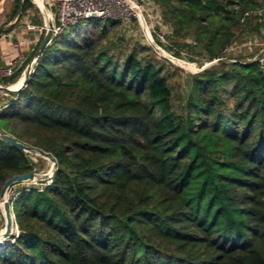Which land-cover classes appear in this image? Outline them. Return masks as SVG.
I'll use <instances>...</instances> for the list:
<instances>
[{
	"label": "trees",
	"instance_id": "16d2710c",
	"mask_svg": "<svg viewBox=\"0 0 264 264\" xmlns=\"http://www.w3.org/2000/svg\"><path fill=\"white\" fill-rule=\"evenodd\" d=\"M153 2L175 57L218 63L176 92L168 60L124 50L120 21L52 38L0 106V129L56 160L10 201L18 235L0 264H264V52L222 59L250 17L264 23V0ZM13 7L17 22L35 8ZM36 170L0 139V195Z\"/></svg>",
	"mask_w": 264,
	"mask_h": 264
},
{
	"label": "rangeland",
	"instance_id": "374dc122",
	"mask_svg": "<svg viewBox=\"0 0 264 264\" xmlns=\"http://www.w3.org/2000/svg\"><path fill=\"white\" fill-rule=\"evenodd\" d=\"M13 0H9L6 3L5 12L3 17H1L0 25L2 24L4 27L5 22H7L13 14ZM143 5V16L145 20V24H147L149 30L152 33L153 39L155 40L157 46L161 47V49L165 52V55L155 48V46H151L145 37L142 26L137 22V20L132 19L130 22L124 24L120 23L115 29V32L118 34V37L121 38L124 50L130 51L132 48L136 46H144L147 45L152 48L150 51V55L148 53H143L148 57H156L168 60L172 66H167L168 76L171 85L174 87L176 92H185L188 88L190 78L192 74L200 72L204 67H209L211 65L218 63L219 60L214 61H204L203 64L200 65L198 62H189L186 59L177 58L174 56V49H171V45L168 39V35L170 34V30L168 27L163 26L161 23L160 17V8L159 5L154 3L153 0H140ZM237 1V0H235ZM30 8V7H29ZM26 15H29L32 22L39 21V15L35 8H30L26 14H24L21 18L24 19ZM259 15V14H258ZM97 19L84 20L80 22V29L84 30L88 27H92L97 23ZM18 23V22H17ZM16 23V24H17ZM104 23L102 20L101 24ZM19 24V23H18ZM257 26H260L257 29ZM158 34H165V42L160 41L158 38ZM235 37L233 40V44L226 50L224 57L222 59L227 62H233L235 60H250L257 58L260 54L264 52V23L261 24V20L258 17L252 16L249 19L247 24L240 26L234 33ZM190 42V40L188 41ZM32 52V51H31ZM30 52V53H31ZM187 49L184 50V54L186 55ZM30 53L26 54L24 62L29 57ZM197 57H200L197 55ZM164 61V60H163ZM23 62V63H24ZM3 65V64H2ZM26 70V69H25ZM25 70L23 71L25 73ZM22 72V73H23ZM24 75V74H23ZM22 77V76H21ZM18 82V81H17ZM15 82V83H17ZM15 83L12 84H4L3 81H0L1 86L12 87ZM4 92L0 89V106L4 104L5 99ZM31 157L33 161L36 163L37 170L40 176H38L37 180L33 183H26L21 186L17 185V189L26 188V187H36L40 188L44 186L42 181L44 179H51L54 174L53 163L49 162L46 159L39 157L38 155L31 153ZM5 227V219L4 215L0 214V232L3 231Z\"/></svg>",
	"mask_w": 264,
	"mask_h": 264
},
{
	"label": "built area",
	"instance_id": "2783aa9c",
	"mask_svg": "<svg viewBox=\"0 0 264 264\" xmlns=\"http://www.w3.org/2000/svg\"><path fill=\"white\" fill-rule=\"evenodd\" d=\"M24 1V0H22ZM34 7L38 10L41 18V24L27 27L32 30H37L39 33L38 42L42 35L45 34L48 28V21H53L52 38L60 35L76 24L90 19L97 20H115L124 24L130 22L132 19L142 26L147 42L156 49L165 52L161 47L157 46L153 39L152 33L147 24H145L143 16V5L140 0H30ZM160 41L165 42V34H158ZM25 41L15 40L12 42V48L16 52L15 57L9 59L6 64L0 65V79L9 78L21 67L25 59L24 50ZM37 45V44H36ZM25 75V73H24ZM1 86V85H0ZM2 111L0 107V112ZM26 184V183H23ZM25 190H29L26 187ZM18 195L17 185H12L6 191L3 200L10 201ZM3 200H0V214L4 215ZM13 214V213H12ZM14 216V215H13ZM15 223V216H14ZM4 230V229H3ZM3 232V231H2ZM1 233V232H0ZM17 231L7 238L0 236V250L12 243L17 237Z\"/></svg>",
	"mask_w": 264,
	"mask_h": 264
},
{
	"label": "water",
	"instance_id": "95a60500",
	"mask_svg": "<svg viewBox=\"0 0 264 264\" xmlns=\"http://www.w3.org/2000/svg\"><path fill=\"white\" fill-rule=\"evenodd\" d=\"M142 26L144 27L143 23H142ZM4 30H5L4 27H0V34ZM52 33H53V21H52V19H49L48 28H47L44 36H43V39H42L41 43L39 44L32 60L30 61V63L26 67L24 80H23L20 88L26 83V80L30 76L35 63L37 62L39 57L44 52L45 48L48 46V44L52 40ZM20 88L14 89L12 87L0 86V89L3 92L17 91ZM0 139L9 143L10 145H12L14 147H17L18 149L22 150L23 152L34 153V154L38 155L39 157L46 159L49 162H52L53 167L55 168L56 160L50 153H48L42 149L34 148L30 145L24 144V143L20 142L18 139H16L14 136H12L11 134H9L8 132H6L2 129H0ZM38 176H40V175L36 172L12 176L11 178H9L4 183V185L1 189L0 199L1 200L4 199V196L6 194L7 189L9 187H11L12 185L19 184V183H33L37 180ZM3 208H4L5 227H4L3 232L0 233V236L3 238H7V237L12 236L14 231H17V234H18V226L16 223H14V216L12 214L11 206L7 200H3Z\"/></svg>",
	"mask_w": 264,
	"mask_h": 264
},
{
	"label": "crops",
	"instance_id": "0c3cea01",
	"mask_svg": "<svg viewBox=\"0 0 264 264\" xmlns=\"http://www.w3.org/2000/svg\"><path fill=\"white\" fill-rule=\"evenodd\" d=\"M8 1L9 0H0V21L5 12L4 6H6V3ZM12 2L14 4V0ZM38 15L39 20L41 21L39 12ZM19 17V15L13 17V14H11L9 20L4 24L5 30L0 35V65L6 64L9 59L15 57L16 52L12 48V42H14L15 40L25 41L24 50L26 54H29L31 51H33L36 44H38V31L29 29V27H27L28 23L35 25L33 24L34 22L31 21L29 15H26L24 19L20 18L18 22L19 24H16ZM0 26L3 25L1 24ZM23 74L24 72L19 76L17 84L15 83L14 85H12V88H19L21 86L25 76Z\"/></svg>",
	"mask_w": 264,
	"mask_h": 264
},
{
	"label": "bare ground",
	"instance_id": "6f19581e",
	"mask_svg": "<svg viewBox=\"0 0 264 264\" xmlns=\"http://www.w3.org/2000/svg\"><path fill=\"white\" fill-rule=\"evenodd\" d=\"M17 84V83H16ZM22 85V84H21ZM20 88V87H19ZM14 89H18V88H14ZM2 233V232H1Z\"/></svg>",
	"mask_w": 264,
	"mask_h": 264
}]
</instances>
